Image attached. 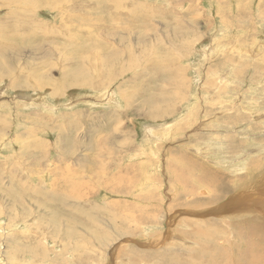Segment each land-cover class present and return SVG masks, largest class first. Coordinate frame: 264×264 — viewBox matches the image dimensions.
<instances>
[{
    "label": "rangeland",
    "instance_id": "1",
    "mask_svg": "<svg viewBox=\"0 0 264 264\" xmlns=\"http://www.w3.org/2000/svg\"><path fill=\"white\" fill-rule=\"evenodd\" d=\"M20 7L0 0V32L16 19L32 30L0 58V264H128L130 251L187 264L201 245L202 264H264V202L244 199L252 219L209 213L248 171L264 176V81L250 70L264 0ZM163 243L174 250L158 261Z\"/></svg>",
    "mask_w": 264,
    "mask_h": 264
},
{
    "label": "bare ground",
    "instance_id": "2",
    "mask_svg": "<svg viewBox=\"0 0 264 264\" xmlns=\"http://www.w3.org/2000/svg\"><path fill=\"white\" fill-rule=\"evenodd\" d=\"M7 3V5H15V4H19L23 9L24 6H26L27 4H30L32 2V0H3ZM25 10L23 9V12L24 13ZM14 18V14L11 13L8 17V19H12ZM16 19V18H15ZM28 24H25L24 26H20V23L18 22V20L16 19V21H14L13 23H11L9 25V28H7V31L5 30V33L3 32H0V58H3L4 57V54H3V51H4V48L8 47L7 45H10L11 43V46H16V44H19L21 41H27L29 43V38H31V35L32 34V30L29 26H27ZM35 32V31H34ZM19 33V34H18ZM42 33V32H40ZM48 35V34H47ZM1 40L5 41L6 42V45H4ZM15 40V43H12L11 41ZM15 48V47H14ZM250 54H252V50L249 51ZM245 58H248L246 56H244ZM243 57V58H244ZM254 58V57H253ZM252 58V64L253 67L250 69L252 71H255L259 76V82L260 83L261 81H264V76H262L264 74V48L261 49L260 51V54L258 56L257 59L253 60ZM251 61V60H250ZM246 72V68L242 69L240 72H235L233 73L232 75H241L242 72ZM218 73H214L213 75V81L216 79V75ZM219 75V74H218ZM226 76V75H225ZM262 76V77H261ZM80 77V76H79ZM219 78V76L217 77ZM83 78H76L75 76L70 80L71 84L72 85H78V84H85L87 82H85L86 80H82ZM239 80V79H238ZM98 83V82H96ZM233 83V82H232ZM239 83V81H237V83L234 84L233 88L235 86H237V84ZM3 85V84H2ZM66 85V84H65ZM264 85V82L263 84ZM63 86V85H62ZM2 88V87H0ZM17 88V87H16ZM33 88V87H32ZM28 89V88H27ZM26 93V92H25ZM225 93V92H224ZM41 94H45V93H41ZM217 94L218 95H221L223 93H221V90H217ZM26 95H28V93L24 94V93H18L16 96H15V99L16 98H21V100L23 101H27L30 103V101H32V99H34L33 97V94H29L28 97H25ZM113 95V94H111ZM219 97V96H217ZM108 98V96H107ZM37 100V98H35ZM112 97L109 99L111 100ZM164 100L161 101V96H158L157 98H150V102L153 103V104H156L157 106L158 105H161V104H164L163 102ZM39 103H44L48 106H50L47 101H46V96L45 98L41 99L39 98ZM156 105H153V106H156ZM165 105V104H164ZM162 110V109H161ZM257 111V110H256ZM165 112L164 111H155V110H151L149 113H148V116L150 117H153V118H158V116H162L164 115ZM230 149V148H229ZM115 153V152H114ZM218 153H221V152H218ZM112 154V153H111ZM109 155V154H108ZM112 156V155H111ZM118 157V155H117ZM96 159V158H95ZM98 159V158H97ZM107 159V158H106ZM111 161V160H110ZM210 165H214L213 164V161L209 162ZM104 166H106V164H104ZM92 167V166H91ZM107 168V167H106ZM100 170V169H99ZM248 171V170H247ZM259 176H261L260 174H255V172H252V171H248L247 175L245 176V179H240L238 182H237V185L239 183H241L238 187L242 189V191H239L237 194H234V195H231L230 198L226 199V201L222 202L219 206L218 209L216 210H213V211H210L209 213L211 215H218L219 218L221 220H228V221H232V220H237V219H240V218H243V217H247L248 219H252V213L250 211V207L248 206V204L252 205V201H254V203L256 204H262L264 202V200H262L260 197H263L264 196V187H259L260 184L262 182H264V176H262L261 178H259ZM254 177H257V178H254ZM254 178V181L255 179H258V182L257 183H253L254 185L251 184V186H248V187H244L248 184L249 181L253 180ZM244 180V181H243ZM257 181V180H256ZM259 185V186H258ZM262 186V185H261ZM243 187V188H242ZM248 188H251V189H248ZM249 194L248 197H245ZM220 197V192H214L211 197L209 198V200L207 201V203H210V202H213L214 199H217ZM245 197V198H244ZM246 198H253L252 201H248V204L246 203V201L244 199ZM238 199H241V200H238ZM259 202V203H257ZM240 206H239V204ZM170 207H173V206H170ZM168 212V211H166ZM168 228H170L172 231L174 230V224L173 222L170 220L168 222ZM197 228V227H196ZM193 230L191 232V235L195 238L197 237H202L203 236V233L201 232V230L199 229H196ZM215 230V229H214ZM214 230H212V232H214ZM171 236V232H168L166 231L164 234L162 233V237L163 239L161 240V242H164L168 239V237ZM161 237V238H162ZM127 240H124L122 242H125ZM164 245V243L162 244ZM161 246V245H160ZM164 247V248H163ZM169 249H173V248H169L168 246L165 247L162 246V249L160 248L159 252L157 254H155L153 257L155 259H157L158 261H162L164 260V258H167L170 254L169 252ZM174 250V249H173ZM181 250V249H180ZM184 252L187 251V250H183ZM188 252V251H187ZM17 253H22L21 250H19ZM186 253V252H185ZM121 255L122 257L124 256V258L127 260L128 258V261L127 263L128 264H134L133 262H139V257L138 259H136L137 256H131V251L128 252V255H122V254H119ZM193 256L195 258V260H192V261H189L187 264H202V258L201 257H205L206 256V250H205V247L203 245L200 246L199 249H197V251H194L193 252ZM113 259H115V256H113ZM224 262V259L221 260L220 264H222ZM176 264H182V263H176Z\"/></svg>",
    "mask_w": 264,
    "mask_h": 264
}]
</instances>
